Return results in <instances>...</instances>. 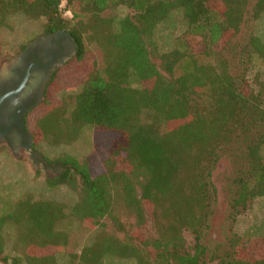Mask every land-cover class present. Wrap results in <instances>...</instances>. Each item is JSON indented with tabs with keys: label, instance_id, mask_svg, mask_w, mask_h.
<instances>
[{
	"label": "trees",
	"instance_id": "trees-1",
	"mask_svg": "<svg viewBox=\"0 0 264 264\" xmlns=\"http://www.w3.org/2000/svg\"><path fill=\"white\" fill-rule=\"evenodd\" d=\"M60 3L0 0V27L22 16L40 21L42 33H68L76 45L25 125L33 148L41 142L71 145L86 130L92 140L100 133L107 148L96 171L94 151L53 160L62 169L47 184L72 190L71 205L25 194L0 215L4 262L264 264V223L255 236L233 233L222 252L209 251L201 232L212 210L209 178L218 150L258 130L246 147L247 168L232 180L234 217L264 197V82L247 78L253 60L264 56V41L253 33L236 42L243 23L263 18L264 0ZM119 6L131 14L111 16L110 9ZM173 12L180 14L181 30L169 49L158 52L153 36ZM4 49L0 37V61ZM73 223L98 229L78 251L71 247ZM6 226L13 232L10 253H4ZM184 231L193 234L192 243Z\"/></svg>",
	"mask_w": 264,
	"mask_h": 264
},
{
	"label": "rangeland",
	"instance_id": "rangeland-1",
	"mask_svg": "<svg viewBox=\"0 0 264 264\" xmlns=\"http://www.w3.org/2000/svg\"><path fill=\"white\" fill-rule=\"evenodd\" d=\"M64 5L66 6V3ZM109 14L118 19L131 14V11L119 6L110 9ZM63 15L70 16L65 14V10ZM40 24V21H26L24 17L16 16L9 21L10 27H0V37L5 40L4 50L6 53V58L0 61V73L5 70L9 63L7 61L15 57L11 54L20 43H24L28 39L32 41L41 33ZM180 27L181 17L178 12H173L166 23L158 25L153 36L158 52L170 48L173 38L181 30ZM253 33L262 37L264 41V16L258 22L246 21L243 23L236 42L246 40ZM152 59L158 66L160 65L157 55L152 56ZM249 67L247 78L251 82H255L257 78L264 82V56L255 58ZM75 80L77 81V79ZM31 113L37 114L35 110ZM35 119V116L29 118V125L32 126ZM259 133L260 130L253 132L237 141L223 145L218 150V160L212 168L209 178L215 189L212 210L208 228L201 231L202 242L209 251L222 252L227 248V239L233 233L255 236L261 231V225L264 223V197L256 198L249 208L237 214L236 217L231 209L235 192L232 180L247 168L246 147L257 139ZM82 135L80 140L71 145L53 146L41 142L31 152L19 149V155L18 153L13 155L7 148L0 147V215L4 214L13 202L25 194H31L34 198L47 197L60 200L71 205L75 201L76 194L63 185L49 186L47 180L57 176L62 169L53 160L64 154L80 157L84 153L94 151L95 154L91 159L92 169L96 171L100 168L102 155L107 148L106 139L97 132L92 140L89 130L84 131ZM16 159L20 162H17ZM71 229L74 233L71 247L75 251H78L82 244L89 241L98 231V229L91 230L88 227H83L79 223H73ZM12 233L7 226L3 230V234L6 236L4 253L11 252ZM184 237L188 243L194 241V236L189 231H184ZM108 264H130V261L114 259Z\"/></svg>",
	"mask_w": 264,
	"mask_h": 264
},
{
	"label": "flooded vegetation",
	"instance_id": "flooded-vegetation-1",
	"mask_svg": "<svg viewBox=\"0 0 264 264\" xmlns=\"http://www.w3.org/2000/svg\"><path fill=\"white\" fill-rule=\"evenodd\" d=\"M76 49L64 31L40 33L0 73V147L10 152L32 151L26 128L28 112L44 97L51 75L70 59ZM0 264H6L2 257Z\"/></svg>",
	"mask_w": 264,
	"mask_h": 264
},
{
	"label": "built area",
	"instance_id": "built-area-1",
	"mask_svg": "<svg viewBox=\"0 0 264 264\" xmlns=\"http://www.w3.org/2000/svg\"><path fill=\"white\" fill-rule=\"evenodd\" d=\"M65 3H66V0H61L60 7L64 8L65 7V5H64ZM65 14H69L70 15V12L68 10H65Z\"/></svg>",
	"mask_w": 264,
	"mask_h": 264
}]
</instances>
